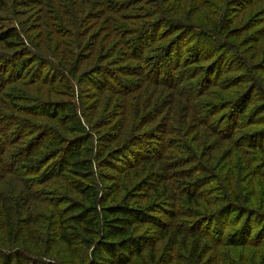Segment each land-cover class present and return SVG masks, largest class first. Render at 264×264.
<instances>
[{
    "label": "trees",
    "instance_id": "1",
    "mask_svg": "<svg viewBox=\"0 0 264 264\" xmlns=\"http://www.w3.org/2000/svg\"><path fill=\"white\" fill-rule=\"evenodd\" d=\"M0 264H264V0H0Z\"/></svg>",
    "mask_w": 264,
    "mask_h": 264
},
{
    "label": "rangeland",
    "instance_id": "2",
    "mask_svg": "<svg viewBox=\"0 0 264 264\" xmlns=\"http://www.w3.org/2000/svg\"><path fill=\"white\" fill-rule=\"evenodd\" d=\"M178 53H179V51H175V59L173 60V62H167V61H165L164 66L161 67V69L163 71H166L167 72L171 68H173V69L175 68L179 73L190 70V67H185V64H184V60H185V58L187 56V51L184 49V51L181 52V54L178 55ZM179 60L181 61V63L179 62ZM178 63H180V66L179 67H176L175 65L178 64ZM223 66L225 68L224 69V72H226L227 69L230 68L232 65H231V63L229 61H226V62H224ZM223 76H224V74H222L221 71L220 72H217L215 74L216 79H219V78L221 79ZM191 82H194V81H191ZM189 83H190V81H186L184 83V86H185V84L188 85Z\"/></svg>",
    "mask_w": 264,
    "mask_h": 264
}]
</instances>
